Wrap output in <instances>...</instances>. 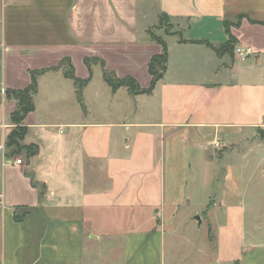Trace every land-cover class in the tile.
Here are the masks:
<instances>
[{
    "label": "crops",
    "instance_id": "crops-1",
    "mask_svg": "<svg viewBox=\"0 0 264 264\" xmlns=\"http://www.w3.org/2000/svg\"><path fill=\"white\" fill-rule=\"evenodd\" d=\"M165 14L163 77L113 88L105 70L151 86ZM36 70V154L0 99V264H264V170L229 152L264 126V0H0V87Z\"/></svg>",
    "mask_w": 264,
    "mask_h": 264
},
{
    "label": "trees",
    "instance_id": "trees-1",
    "mask_svg": "<svg viewBox=\"0 0 264 264\" xmlns=\"http://www.w3.org/2000/svg\"><path fill=\"white\" fill-rule=\"evenodd\" d=\"M163 16H167L166 14ZM164 45V50L161 54L154 56L150 63H149V71L152 75V83L151 86L148 89H141L138 82L132 78V77H125V78H119L116 76L115 73L105 70L104 76L105 80L113 87L117 88L122 85L128 86L132 91L134 92H149L151 91L154 86L156 85V82L163 77V74L167 68V62H168V55H167V49L165 47V42L161 41ZM234 44L232 41H229L220 47H217V51L219 53H234ZM163 58V65H160L159 59ZM86 62L89 63V58L86 59ZM64 63H67L69 66V69L66 71V75L72 78L75 81V84L79 88V95H81L80 90L82 88V85L86 82L85 80H81L78 78L74 72V67L72 62L68 59ZM41 70L32 71V81L31 83L22 89H6V96L9 98H14L17 101V108L11 115V119L13 123L16 125L15 128L12 129L8 136L7 145L11 146L13 149V153H19L20 151L26 149L28 155H34L36 154L38 150V146L36 145H25L20 146V140L23 141L25 132L27 130V126L24 124V119L27 116V114L34 110L35 104H34V95L37 92L38 89V82H37V76L41 73ZM15 220L20 221L23 216L15 213L14 216ZM210 240H213V235L210 232L209 233Z\"/></svg>",
    "mask_w": 264,
    "mask_h": 264
},
{
    "label": "rangeland",
    "instance_id": "rangeland-1",
    "mask_svg": "<svg viewBox=\"0 0 264 264\" xmlns=\"http://www.w3.org/2000/svg\"><path fill=\"white\" fill-rule=\"evenodd\" d=\"M180 30L181 28L176 23L172 22V20L169 17L162 16L159 21V24L156 25V27L153 29V32L155 33V36L158 39H163L165 35H169L175 32L177 33ZM234 50H235V46H234ZM159 61H160V65L162 66L163 58H160ZM68 69L69 66L68 64L65 63V70L67 71ZM15 127L16 125L14 124L13 128ZM20 146H23V141L21 140H20ZM229 152H231L230 162L233 161L234 155H236L237 153L239 154V157H241V155L244 154L246 157L248 170L251 169H258V171L264 170V126L249 131L247 133L245 142L241 143L238 146L230 147ZM263 193H264V189H263ZM260 203L264 204V199L263 200L260 199ZM262 213H264V210L260 211V214ZM135 215L136 213L134 214V216ZM139 226L140 223H134V225H128V230L130 231L133 229L136 230V228H138ZM105 245L107 244L104 243L103 246ZM114 245L117 246L118 243Z\"/></svg>",
    "mask_w": 264,
    "mask_h": 264
},
{
    "label": "built area",
    "instance_id": "built-area-1",
    "mask_svg": "<svg viewBox=\"0 0 264 264\" xmlns=\"http://www.w3.org/2000/svg\"><path fill=\"white\" fill-rule=\"evenodd\" d=\"M234 53L239 59L244 61L249 57V55H251L253 53V49L251 47H247V46H243V45H237V46H235ZM3 96H6V88L0 87V99ZM16 162L21 163L22 159H17Z\"/></svg>",
    "mask_w": 264,
    "mask_h": 264
},
{
    "label": "water",
    "instance_id": "water-1",
    "mask_svg": "<svg viewBox=\"0 0 264 264\" xmlns=\"http://www.w3.org/2000/svg\"><path fill=\"white\" fill-rule=\"evenodd\" d=\"M195 218L201 223V217L199 215H197Z\"/></svg>",
    "mask_w": 264,
    "mask_h": 264
}]
</instances>
